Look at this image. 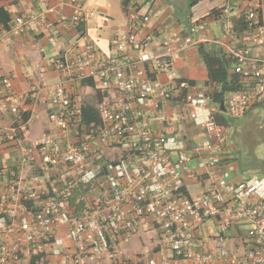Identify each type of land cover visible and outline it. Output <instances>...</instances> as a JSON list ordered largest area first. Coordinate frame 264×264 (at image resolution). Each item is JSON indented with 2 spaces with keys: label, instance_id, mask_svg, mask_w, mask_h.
I'll use <instances>...</instances> for the list:
<instances>
[{
  "label": "built area",
  "instance_id": "obj_1",
  "mask_svg": "<svg viewBox=\"0 0 264 264\" xmlns=\"http://www.w3.org/2000/svg\"><path fill=\"white\" fill-rule=\"evenodd\" d=\"M197 6L183 30L167 32L155 43L149 32L151 11L127 3L126 24L113 31L108 54L87 37V25L95 16L88 0H41L34 14H18L0 28V42L41 28L64 33L67 41L51 63L63 79L52 85L16 96L13 78L0 69V113L12 118L10 132L24 135L40 104L48 106L50 127L34 146L18 143V167L29 170L28 181L22 184L11 171L8 194L3 196L0 189L6 203L0 204V264H49L43 258L32 261V255L60 224L68 226L76 246L63 264H83L85 257L97 258L115 240L129 237L141 221L155 227L160 247L144 264H264V175L243 174L235 146L229 151L231 129L216 120L219 115L238 120L264 106V56L256 53L264 48V8L248 4L239 14L241 29L225 44L209 35L211 10L200 12L201 4ZM219 9L224 16L229 13L226 4ZM204 44L223 48L231 60L229 75L241 85L226 95L224 111L213 102L212 84H192L173 67L183 53ZM164 72L167 84L157 79ZM83 80H90L103 96L114 93L98 99L99 119L90 124L83 121L80 95L66 87ZM180 96L189 119L203 132L202 141L191 147L165 136L172 123L162 104ZM158 123L161 133L148 130L149 124ZM5 133L0 129V146ZM99 147L116 148L124 155L113 161ZM44 178L61 179L64 198L81 188L100 197L80 209L79 202L70 211L54 188L43 189ZM203 181L208 187L192 197L187 183L201 188ZM208 221L218 235L214 245L204 249L199 227ZM237 224L246 226L248 247L242 253L227 245V234Z\"/></svg>",
  "mask_w": 264,
  "mask_h": 264
},
{
  "label": "crops",
  "instance_id": "obj_2",
  "mask_svg": "<svg viewBox=\"0 0 264 264\" xmlns=\"http://www.w3.org/2000/svg\"><path fill=\"white\" fill-rule=\"evenodd\" d=\"M41 0H0V28L8 26L12 18L18 14H34L39 10ZM123 0H118L112 6L107 0H88V6L95 12L94 18L87 25V37L93 42L98 49L108 54L111 49V41L113 31L122 28L126 24L125 9L122 4ZM127 3H133L143 11L150 10L152 21L150 23L149 32L153 34L155 43H158L163 34L183 30L189 22L191 11L198 8L197 4H201L200 12H208L211 16L207 19V29L212 37L221 39L225 44L228 43L231 36L236 35L242 27L239 14L241 11L252 4L264 8V0H217L212 4L210 0H128ZM226 4L229 7V13L224 16L220 12V6ZM214 5V6H213ZM208 10V11H204ZM65 31V30H63ZM66 35L61 32L57 33L53 29L41 28L37 32L29 33L24 36H8L0 42V69L4 73L13 78V93L18 96L24 92L30 91L33 87L39 85H52L62 80L60 73L52 68V61L63 51L67 41ZM213 51L223 53V48L214 44H204L196 46L183 53L182 56L173 64L176 72L184 79L195 85H204L209 83V75L206 66L205 54H212ZM258 51V52H257ZM256 53L264 56V48L257 50ZM157 79L163 84H167L166 73L157 75ZM214 90L219 87L212 85ZM68 91L72 94L80 95L82 105L92 103L94 107L98 99L104 96L114 97V93L104 94V96L95 89L94 85H81L80 83H66ZM183 97L173 98L162 104L164 115L172 123L171 127L165 132L166 138L176 142L182 141L188 147L199 144L203 139L202 129L196 126L188 115V110L184 105ZM48 106L40 104L37 108V117L31 122L27 132L18 137L10 132L12 126V118L8 115L0 113V129L6 132V140L0 146V189L3 196L8 193L7 180L10 179L11 171L16 174V180L21 179V183L25 184L29 179V170H19V145L34 146L42 138L43 134L50 130L47 121ZM49 129V130H48ZM148 130L153 134L162 132L161 125L149 124ZM231 133V132H230ZM232 135L229 136V151L233 153L234 144ZM102 154L106 158L123 156L124 153L116 148L99 147ZM100 176L98 181L102 182ZM61 179L51 178L43 179V189L57 191L62 199L66 201L67 209L74 208L80 202L79 209L86 205L85 194L87 189L81 188L75 192L70 198H64L62 195L63 184ZM206 180V179H205ZM104 181V180H103ZM208 187L206 181L202 182L201 188L197 187L193 182L187 183L189 194L192 197L200 195L202 190ZM100 195L98 193L95 194ZM94 195V196H95ZM0 198L1 206H6L4 197ZM96 197H93V199ZM92 199V200H93ZM88 204V203H87ZM70 207V208H69ZM145 221H141L136 230L146 228ZM138 228V229H137ZM201 236V247L204 249L211 248L214 245L215 237L218 235L217 227L208 221L204 226L199 227ZM246 226L237 224L227 234L228 248L237 253H242L246 249ZM138 235V234H137ZM127 237L124 240H115L106 252H102L97 258L85 257L83 264H119L127 258L129 252H125L124 248L130 246L133 239L137 237ZM159 244V242H158ZM76 246L68 237V226L66 224L58 225L53 238L40 246L35 247L33 253L36 259H45L49 264H63L65 259L71 255ZM160 247H158V250ZM158 252V251H157ZM168 254V252H166ZM131 255V254H130ZM146 261V260H145ZM144 259L132 258L131 262L136 264H144ZM173 264H188L186 261L176 260Z\"/></svg>",
  "mask_w": 264,
  "mask_h": 264
},
{
  "label": "rangeland",
  "instance_id": "obj_3",
  "mask_svg": "<svg viewBox=\"0 0 264 264\" xmlns=\"http://www.w3.org/2000/svg\"><path fill=\"white\" fill-rule=\"evenodd\" d=\"M109 5L112 3H118V0H107ZM232 142L236 148V155L238 158L239 167L243 174L254 175L263 174L264 175V106H258L250 110L244 117L231 121L230 124ZM118 157H114L113 161H116ZM108 160V159H106ZM99 190H102V186L99 184ZM93 193L85 194L88 200L85 203H89L94 196ZM146 228L135 230L130 237H135L130 246L124 248L128 257L124 260L131 262V259H144V261L149 257V255H155L159 247V236L155 227L149 222H145ZM138 227V226H137ZM129 237V238H130ZM112 244V243H111ZM110 252H113L110 248ZM131 254V255H130Z\"/></svg>",
  "mask_w": 264,
  "mask_h": 264
},
{
  "label": "trees",
  "instance_id": "obj_4",
  "mask_svg": "<svg viewBox=\"0 0 264 264\" xmlns=\"http://www.w3.org/2000/svg\"><path fill=\"white\" fill-rule=\"evenodd\" d=\"M128 0H123L122 4L125 6ZM206 66L209 75V83L219 87L216 91H213V102L220 104L227 94L235 92L240 89L241 85L236 76L229 75V68L231 67V60L226 58L220 51L211 54H205ZM81 85H90L93 83L90 80H83ZM82 117L85 124H90L98 121V113L92 103H86L82 109ZM217 123L223 126H230L231 121L225 119L222 115L216 117ZM36 257L32 255V261H35Z\"/></svg>",
  "mask_w": 264,
  "mask_h": 264
},
{
  "label": "water",
  "instance_id": "obj_5",
  "mask_svg": "<svg viewBox=\"0 0 264 264\" xmlns=\"http://www.w3.org/2000/svg\"><path fill=\"white\" fill-rule=\"evenodd\" d=\"M220 109H221L222 111H224V103H223V101L220 103Z\"/></svg>",
  "mask_w": 264,
  "mask_h": 264
}]
</instances>
